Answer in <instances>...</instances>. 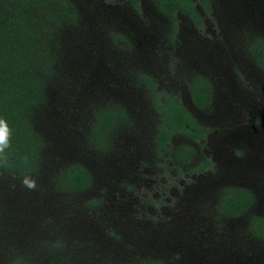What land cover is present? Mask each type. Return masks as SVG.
<instances>
[{"label":"trees","instance_id":"obj_1","mask_svg":"<svg viewBox=\"0 0 264 264\" xmlns=\"http://www.w3.org/2000/svg\"><path fill=\"white\" fill-rule=\"evenodd\" d=\"M0 118V264H264V0H0Z\"/></svg>","mask_w":264,"mask_h":264},{"label":"clouds","instance_id":"obj_2","mask_svg":"<svg viewBox=\"0 0 264 264\" xmlns=\"http://www.w3.org/2000/svg\"><path fill=\"white\" fill-rule=\"evenodd\" d=\"M12 129L9 127L5 119L0 118V167H7L9 157L7 149L11 147ZM27 162V157L24 158ZM22 184L30 190H35L37 187L36 179L30 174L24 175Z\"/></svg>","mask_w":264,"mask_h":264}]
</instances>
